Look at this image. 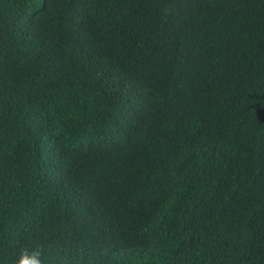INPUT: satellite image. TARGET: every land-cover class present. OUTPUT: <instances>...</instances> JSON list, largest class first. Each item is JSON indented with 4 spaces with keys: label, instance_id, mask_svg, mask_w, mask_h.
<instances>
[{
    "label": "trees",
    "instance_id": "trees-1",
    "mask_svg": "<svg viewBox=\"0 0 264 264\" xmlns=\"http://www.w3.org/2000/svg\"><path fill=\"white\" fill-rule=\"evenodd\" d=\"M264 264V0H0V264Z\"/></svg>",
    "mask_w": 264,
    "mask_h": 264
},
{
    "label": "clouds",
    "instance_id": "clouds-1",
    "mask_svg": "<svg viewBox=\"0 0 264 264\" xmlns=\"http://www.w3.org/2000/svg\"><path fill=\"white\" fill-rule=\"evenodd\" d=\"M17 264H43L40 251L38 249L31 252L22 250L17 257Z\"/></svg>",
    "mask_w": 264,
    "mask_h": 264
}]
</instances>
